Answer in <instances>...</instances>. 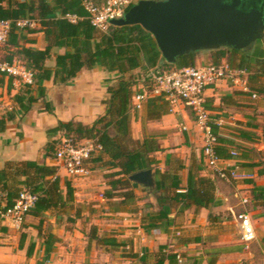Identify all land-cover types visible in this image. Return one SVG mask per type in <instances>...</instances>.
I'll list each match as a JSON object with an SVG mask.
<instances>
[{
    "label": "trees",
    "instance_id": "trees-1",
    "mask_svg": "<svg viewBox=\"0 0 264 264\" xmlns=\"http://www.w3.org/2000/svg\"><path fill=\"white\" fill-rule=\"evenodd\" d=\"M84 0H0V20L13 21L12 30L5 44L12 51L4 60L12 62L18 60L34 73L35 84L24 86V89L14 97L13 110L6 111L0 120V132L6 130L7 124L16 118V111L29 113L33 105L46 97L44 82L53 80L56 84H67L77 77L83 69L92 70L97 66L107 72L117 74L116 83L108 88L110 97L104 102L106 113L99 117L92 126H85L77 122H59L47 131L49 136L65 135L76 140L95 139L103 148L100 155L93 159V163H102L107 157L113 162V167L119 171L107 175L110 189L105 192L107 199L116 198V191L126 190L121 195L126 200L135 198L130 190L132 183L129 176L151 169L156 160L151 154L160 150V147L151 140L135 141L132 136V100L137 89H151L154 76L163 75L174 69L196 67V57L199 54L191 53L177 59L176 64L169 65L158 49L153 36L141 26H110L108 32H102L92 25ZM129 10V9H128ZM78 17L76 23L69 21L66 16ZM35 19L41 27L39 32L44 33L47 46L44 50L28 47L32 43L26 34L36 33V29H19L16 21L20 19ZM55 49H64L63 54L55 56V67L47 65L54 58ZM211 56L220 64L226 61L231 68L244 70L248 76V84L252 83L251 91L264 97V40L257 41L245 51H236L224 48L212 51ZM13 78H10V86ZM251 84V85H252ZM37 92V95L34 93ZM148 118L158 120L168 114L169 103L163 97L152 98L147 102ZM45 109L52 111L49 103L45 102ZM212 132L217 137L215 152L222 160L234 159L232 151L238 153L239 160H249L250 152L241 151V145L218 135L219 126L210 122ZM252 128V129H251ZM254 127L242 129L240 137L252 141L256 138ZM264 139V127H263ZM57 140L46 146V158L53 159ZM248 152V153H247ZM263 167L262 163L246 165ZM201 167L191 168L187 187H181L178 173H161L155 191L156 206L149 204L147 208L154 209L150 216L143 219L147 229H161L168 232L174 224L171 217L174 211L177 216L187 210L219 207L216 198V184L211 178L200 176ZM261 174L264 175V169ZM252 183V181H248ZM182 189H184L182 191ZM67 194L62 192V182L58 175V168L35 161H26L14 166L8 163L0 170V210L12 207L22 192H28L38 197L35 207L29 215L42 218L51 210H65L73 206L75 195L72 184L66 182ZM252 197L255 205L264 207V187H253ZM213 215H209L211 219ZM214 217V216H213ZM74 222V220H72ZM1 226V225H0ZM41 226V225H40ZM40 228V227H39ZM7 229L0 227V231ZM44 258L38 264L48 262L54 252L58 238L53 233L44 236ZM89 240L109 250H118L123 244L114 237H99L97 228L93 227ZM26 237L22 235L20 249L24 248ZM35 245H31L28 256H32ZM170 263L177 262V254L165 256ZM163 264V260L158 261ZM209 264H216L215 261Z\"/></svg>",
    "mask_w": 264,
    "mask_h": 264
},
{
    "label": "crops",
    "instance_id": "crops-1",
    "mask_svg": "<svg viewBox=\"0 0 264 264\" xmlns=\"http://www.w3.org/2000/svg\"><path fill=\"white\" fill-rule=\"evenodd\" d=\"M95 1L99 2V0ZM35 29L37 30L36 33L26 34L27 39L32 42L27 46L44 50L47 46L44 33L39 32L40 26ZM7 47L9 48V46ZM11 51L12 49H9L7 54ZM64 52V49H55L54 58L47 65L55 67V56ZM197 64L205 65V60L198 59ZM116 78L117 74L109 73L104 68L97 66L92 70L83 69L76 78L64 85L56 84L53 80L44 82L46 97L35 103L29 113L19 110L16 113V118L7 124L6 130L0 132V170L4 169L8 163L26 161L38 163L45 161L47 165L54 166L55 164L50 163V159L46 158L45 149L51 142V138L56 140L55 137L58 138L61 134L53 137L49 136L47 131L55 128L59 122H77L85 126H92L99 117L106 113L104 102L110 97L108 88L116 83ZM1 83L4 104H9L11 101L13 103L14 97L24 89V85L18 84L14 79L10 86V78L7 77L1 78ZM251 84L249 86L250 91V87L253 86ZM137 90L142 91L143 87L140 86ZM34 94L37 95V92ZM204 95L206 107L210 111L211 122L214 121L219 126L218 135L220 137L234 141L244 147L248 146L247 148L252 150L258 141L264 142V125L262 126L264 123L257 120L254 115L250 116L256 107H249L264 101L263 96L254 100L252 93L244 91L240 85L227 81L208 87ZM163 100L167 101L164 98ZM45 102L50 104L51 112L46 111ZM168 109V114L158 120L148 118L147 103L142 111H133L132 136L135 141L143 142L149 139L160 147V150L151 154V157L156 160L151 168L155 171L156 183L160 180L158 172L178 173L181 179V187L185 189L190 170L194 166L201 167L200 176L211 178L215 182V195L220 206L199 210L191 208L183 215L196 217V219L198 218L196 223H200L199 226L201 224V226H206L209 215L213 214L215 209L227 205V210L232 211V205H235L234 198L237 197V186L245 187L250 193L255 186L264 187V175L260 172L264 167L246 166L255 162L253 155H251L252 152H250L249 160L234 159L230 163L238 164L242 172L252 176L251 179L227 181L216 176L215 172L206 164L203 155L205 136L201 126L196 122L194 114L181 102L174 105L169 103ZM4 114L5 111L1 110L0 120ZM249 127H254L253 131L256 134V138L252 141L240 137V131L249 129ZM117 171L119 169L114 168L113 162L105 157L102 163L93 164L92 173L86 179L72 181L67 178L64 181H69L72 184L76 195L82 191L83 195L87 196L92 191L99 190V198H101L99 200H103V193L110 189L106 177ZM59 176L63 181L62 177L65 178L66 174L60 171ZM248 181H252V183ZM130 190L135 194V198L132 200H126L121 195L126 190H119L115 192L119 194L116 198L111 200L106 198L107 205H87L89 214L92 213V225L94 224L99 228L100 237L116 238L119 243L123 244L120 249L109 250L107 247L98 245L96 241H88L86 235L79 232L75 227L66 231L63 226L62 230L55 229L51 232L58 238V242L54 246L50 260L45 264H158L160 260H163V264H172L169 259H165V256L169 254L179 255L180 259H177L174 264H182L185 259L181 258L180 250L183 248L184 251L198 250L199 246L205 244L206 237L186 239L184 243L176 239V237L181 236L180 231H178L180 230L178 225L180 222L178 223L179 218L176 211L171 216L174 219V224L168 232L161 229L145 228L148 224L143 219L150 216L154 210L156 211V207L154 209L146 207L149 204L156 206V189L150 191L132 183ZM39 219L40 221H38ZM41 219L31 215L26 217L21 228L22 234L26 237L22 249H20L21 239L12 244L5 243L6 238H8L6 234L8 228L12 230L13 228L8 223L0 224L7 229L4 232L0 231V264H38L43 260L45 239L41 238L39 230L44 236L46 234L42 231L41 224L44 221ZM214 219L219 222L223 220L222 218L217 219V217ZM57 220L60 221L61 219L58 218ZM189 223H193V219ZM193 227L195 228V226ZM242 243L245 244L243 241ZM33 244L35 248L32 256L29 257L28 250ZM232 246L230 249H223L222 252L221 249L214 250L213 254L205 249L202 255L199 250L200 257L194 262L198 261L196 264H209L220 255L221 264H233L232 261L238 253V249L234 245ZM198 254L191 253L188 257L192 258ZM238 255L240 254L238 253Z\"/></svg>",
    "mask_w": 264,
    "mask_h": 264
},
{
    "label": "built area",
    "instance_id": "built-area-1",
    "mask_svg": "<svg viewBox=\"0 0 264 264\" xmlns=\"http://www.w3.org/2000/svg\"><path fill=\"white\" fill-rule=\"evenodd\" d=\"M140 0H84L83 5L88 12V18L92 25L102 32H108L113 19H119L133 5ZM66 18L72 23L78 21L77 16L67 15ZM16 25L19 29H35L39 22L35 19H20ZM13 21L0 20V47L8 42ZM249 74L244 70L231 68L227 62L220 64H205L196 67H184L166 72L163 75H155L151 89L137 91L132 100V111L139 112L144 109L145 104L152 98L163 97L171 105L183 103L196 117V122L201 126L204 133L203 155L206 164L216 175L227 181H243L251 179V175L242 172L238 164H230L238 153L232 151L234 159L222 160L216 152L217 137L213 134L210 125V111L206 107L205 91L208 87L222 81L240 85L243 90L252 93V99H260V95L251 92L248 85ZM13 78L15 82L24 86L35 84L34 73L27 69L18 60L12 62L0 58V111L4 104L2 96L1 78ZM13 105L8 104L6 111H12ZM57 140L55 155L53 158L54 166L60 171L65 172L70 180H80L89 177L92 173L93 159L103 151L102 146L95 139L76 140L72 137L61 135ZM236 195L240 198L243 207L251 202V193L245 187H238ZM38 197L28 192H22L14 205L8 209L0 210V221L8 223L17 228H22L26 217L35 207ZM240 228V235L245 244H251L256 240V230L247 211L237 214ZM177 259L180 256L177 255Z\"/></svg>",
    "mask_w": 264,
    "mask_h": 264
},
{
    "label": "water",
    "instance_id": "water-1",
    "mask_svg": "<svg viewBox=\"0 0 264 264\" xmlns=\"http://www.w3.org/2000/svg\"><path fill=\"white\" fill-rule=\"evenodd\" d=\"M111 26H141L156 41L163 60L224 48L245 51L264 40V0H140ZM154 169L129 176L150 191L157 183Z\"/></svg>",
    "mask_w": 264,
    "mask_h": 264
},
{
    "label": "rangeland",
    "instance_id": "rangeland-1",
    "mask_svg": "<svg viewBox=\"0 0 264 264\" xmlns=\"http://www.w3.org/2000/svg\"><path fill=\"white\" fill-rule=\"evenodd\" d=\"M7 51H9V48L6 45L0 47V58L2 60H4V58L7 56L8 53ZM211 53L212 52H199V54L196 57V61L198 59L200 60L203 59L205 60V64H211L213 62H216V59L211 56ZM196 65H203V64L196 63ZM261 79L264 83V76H262ZM9 104L13 105L12 101L9 102ZM7 105H8L7 103L3 104L2 111L6 112ZM249 107L251 108L256 107V110L254 112H251L252 114H250V116L254 115V117H256L257 120L263 121L264 123V101H262L261 103L258 102L256 106L250 105ZM18 112L19 110H17L15 113ZM263 125L264 124H262V126ZM58 138L55 137V139ZM53 140L54 139L51 138V141ZM255 145H256L254 147L255 150L247 148L248 146L247 147L242 146L243 148L241 149V151L252 152L253 154L251 155H253V158L255 159L254 163H262L264 167V142L258 141ZM235 150L238 151L237 149ZM49 161L50 163L54 164L53 159L52 160L50 159ZM16 164L19 163H14V166ZM40 164H46V163L45 161H42L40 162ZM62 179H63V181H61L63 183L62 192L64 193V195H66L67 194L66 181H64V179H67V176L65 178L62 177ZM99 193H100L99 190H95L92 191L90 195L86 196L83 195L82 191H80V194L76 195L74 190L75 200L73 206L65 210H61V209L51 210L45 213L41 219L42 221H44L43 224H41L42 231L47 235L48 233L53 232L55 229L62 230L63 226L66 229V231H68V229L72 230L75 227L79 232L85 234L87 240L90 241L88 236L91 233V229L93 227H96L98 236L100 237L101 234L99 228L94 224L92 225V218H93L92 213L89 214L90 211H88L87 209L88 207L87 205H105V204L107 205L108 202H105L106 200L105 193H103V200H99L101 199L99 198L100 196ZM233 197L235 196L233 195ZM236 198H234L235 205H232L233 207L232 211L230 209L227 210L226 208L227 205H225L222 208L215 209L213 214H211L214 215V217H217V219L222 218L223 220L221 222L217 220L215 221L214 217L212 216L211 219L210 218L208 219V224L206 226H201L202 224L199 226L200 223L199 224L196 223L198 219V218L196 219V217L193 218L190 215L177 216L179 218L178 223L180 222L178 224L180 230L178 231H180L181 236L176 237V239H179L181 243H184L186 239L191 240L196 237H201V238L206 237L207 240L205 244H202L201 246L198 247V250L191 249L190 251L189 250L184 251L183 250L184 248L182 249L183 251L180 250L179 253L181 254V258L185 259L182 264H196L198 261L194 262V260L199 259L200 257L198 252L201 251L200 253L203 255V251H205V249H207V251L212 252L213 254L214 250L218 251V249H221L220 251L222 252L223 249H230L231 247H233L232 245H234V247L238 249V253L240 254L238 255L237 253L236 256H234L232 261L233 264H264V207L255 205L253 198L251 202L247 205V207H243L240 204V198L238 197ZM242 211H247L250 214L256 230V236H257L256 240L249 245L242 243V238L239 232L240 230L239 223L236 218L237 214L241 213ZM58 218H60L61 220L60 221L57 220ZM192 219H193V223L190 224L189 222L192 221ZM72 220H74V222H72ZM38 221H40V219ZM38 221L36 222L38 223ZM54 222L55 224H53ZM2 223L3 222L0 221L1 225ZM193 226H195V228ZM189 227H191V229H189ZM12 228L13 230L8 228L6 232L8 238H6L7 240L5 243L12 244L15 241L18 242V240H20L23 235L21 229L18 230L13 226ZM204 234H206V236H203ZM191 253L194 254L196 253L198 255L190 258L188 257V255ZM219 257L215 259L216 264H218V262L219 264H221V258Z\"/></svg>",
    "mask_w": 264,
    "mask_h": 264
}]
</instances>
